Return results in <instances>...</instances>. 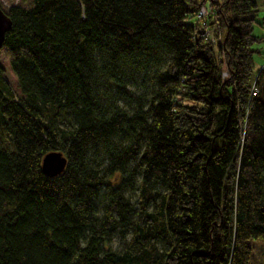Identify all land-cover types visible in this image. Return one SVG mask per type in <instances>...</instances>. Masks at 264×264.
<instances>
[{
  "label": "trees",
  "instance_id": "obj_1",
  "mask_svg": "<svg viewBox=\"0 0 264 264\" xmlns=\"http://www.w3.org/2000/svg\"><path fill=\"white\" fill-rule=\"evenodd\" d=\"M22 1L0 49V264H247L264 0Z\"/></svg>",
  "mask_w": 264,
  "mask_h": 264
},
{
  "label": "rangeland",
  "instance_id": "obj_2",
  "mask_svg": "<svg viewBox=\"0 0 264 264\" xmlns=\"http://www.w3.org/2000/svg\"><path fill=\"white\" fill-rule=\"evenodd\" d=\"M11 4H19L20 5V4H25V3L22 0H0V5H1L2 9H4L5 11L8 10V8L10 7ZM262 18H264V9H260L258 17H257V19H259V21H262L263 20ZM253 30H254L255 35L264 36V25H260V24L255 25ZM210 32L211 33H210L209 39H211V41H213V40H215L214 36H213V32H212V30H210ZM259 46L264 50V40L256 45V47H259ZM254 62H255V64H254V72H255L264 63V55L255 54ZM0 63L5 68L4 73H5V76L7 78L8 84L12 88H15L16 77H15V74L12 73V70L10 69L9 56L4 51L0 52ZM132 197L134 198V200L136 199L135 194H133ZM247 243L251 247V252L249 255L250 258H249V261L247 264H263L264 240L260 237L248 238ZM117 245H118V240L113 239L111 242V247L116 248Z\"/></svg>",
  "mask_w": 264,
  "mask_h": 264
},
{
  "label": "water",
  "instance_id": "obj_3",
  "mask_svg": "<svg viewBox=\"0 0 264 264\" xmlns=\"http://www.w3.org/2000/svg\"><path fill=\"white\" fill-rule=\"evenodd\" d=\"M12 21L0 6V49L4 43L5 34L9 31ZM41 169L47 176L59 175L65 169L67 158L61 151H49L42 157Z\"/></svg>",
  "mask_w": 264,
  "mask_h": 264
},
{
  "label": "built area",
  "instance_id": "obj_4",
  "mask_svg": "<svg viewBox=\"0 0 264 264\" xmlns=\"http://www.w3.org/2000/svg\"><path fill=\"white\" fill-rule=\"evenodd\" d=\"M208 12L206 11V8L203 6L198 10L197 17L203 18L204 15H206ZM206 34V37H210V32L208 30L204 31ZM254 89V88H253ZM252 89V93L255 91Z\"/></svg>",
  "mask_w": 264,
  "mask_h": 264
}]
</instances>
